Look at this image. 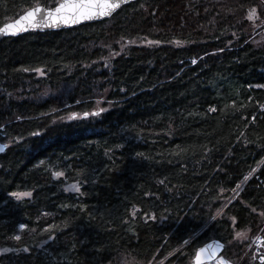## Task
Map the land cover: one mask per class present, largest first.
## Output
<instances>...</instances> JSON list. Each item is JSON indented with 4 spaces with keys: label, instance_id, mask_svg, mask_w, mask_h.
Segmentation results:
<instances>
[{
    "label": "trees",
    "instance_id": "1",
    "mask_svg": "<svg viewBox=\"0 0 264 264\" xmlns=\"http://www.w3.org/2000/svg\"><path fill=\"white\" fill-rule=\"evenodd\" d=\"M56 2L0 0V27ZM256 23L264 0H136L0 36V264H190L214 239L228 261L264 264Z\"/></svg>",
    "mask_w": 264,
    "mask_h": 264
},
{
    "label": "snow or ice",
    "instance_id": "2",
    "mask_svg": "<svg viewBox=\"0 0 264 264\" xmlns=\"http://www.w3.org/2000/svg\"><path fill=\"white\" fill-rule=\"evenodd\" d=\"M125 2L126 0H57L55 7L37 6L27 11L15 21V24H6L0 27V33H4L7 30L10 34L14 35L21 30L23 22H26L27 26L33 28L39 26L55 27L59 23H79L82 20H88L98 16H108ZM255 11L254 8L250 10L249 19H252ZM37 14H39V18ZM193 63H195V61H193ZM25 71H27V69H25ZM36 71L39 72L40 70L36 69ZM260 87H264V85ZM102 111H104V109H99L91 113V115H99ZM75 115V113L72 114V116ZM88 115V112L83 113L84 117H88ZM5 147H7V145H0V151H3ZM52 175L54 177H60L63 176V173L57 171L53 172ZM72 187L75 188L77 192L80 190L79 186L76 184H73ZM237 187H239V185H237ZM233 191H235V189H233ZM12 195L19 199L21 197L30 196L31 193H12ZM253 211H255V209H253ZM19 227L23 229L25 225L21 224ZM241 235L243 234L237 233V236ZM15 239L19 240L20 237L16 236ZM27 250V248L24 249V251ZM204 251V249H200L196 252L195 259L197 264H201V257ZM259 259L264 262V255H260ZM221 264H225V262L222 260Z\"/></svg>",
    "mask_w": 264,
    "mask_h": 264
},
{
    "label": "water",
    "instance_id": "3",
    "mask_svg": "<svg viewBox=\"0 0 264 264\" xmlns=\"http://www.w3.org/2000/svg\"><path fill=\"white\" fill-rule=\"evenodd\" d=\"M136 0H126L125 3L121 4V6L117 9H115L111 15L108 16H98V17H94L92 19H88V20H82L79 23H68V24H64V23H59L57 26L52 27V26H39V27H29L27 26L26 22H23L22 24V28L20 31L16 32V34H10L7 30L4 33H0L1 37H16V36H20V35H24L27 33H32V32H48V31H58V30H63V29H70V28H76L79 27L81 25H85V24H91V23H95V22H100L103 21L105 19H108L109 17H111L115 12H117L122 6H124L125 4H129V3H133ZM43 7V6H41ZM35 8V7H34ZM33 9V8H32ZM30 9V10H32ZM28 10V11H30ZM26 13V12H25ZM24 13V14H25ZM22 14V15H24ZM21 15V16H22ZM38 18H39V14ZM20 16L17 18L19 19ZM16 19V20H17ZM11 21L8 22L6 24H15V21ZM5 24V25H6ZM4 26V25H3ZM0 145H4L1 144ZM6 150V147L4 148L3 151H0V155ZM224 244L222 242H220L219 240H211L209 242H207L206 244H204L203 246L199 247L194 254V257L192 258L190 264H197L195 256H196V252L200 249H204L205 251L202 253V257H201V264H209L211 262L216 261L217 259H219L221 257V253L224 250Z\"/></svg>",
    "mask_w": 264,
    "mask_h": 264
},
{
    "label": "rangeland",
    "instance_id": "4",
    "mask_svg": "<svg viewBox=\"0 0 264 264\" xmlns=\"http://www.w3.org/2000/svg\"><path fill=\"white\" fill-rule=\"evenodd\" d=\"M257 11H255L256 13ZM258 14V13H257ZM257 14H253V17L251 19V21H255L256 20V17H257ZM263 28V29H262ZM263 36V37H262ZM258 39V40H255V43H260V42H264V23H259V24H255L254 25V32L252 34V36L250 37V39ZM136 42L135 41H130L129 38H125V39H118L117 40V43L110 46L111 47V51L107 53V57H113V56H116L118 54H120L123 50H125V48H127L128 46H130L131 44H135ZM116 49V50H115ZM2 144V143H1ZM243 243L246 244V247H245V252L249 255L250 253V257H253L254 256V252L252 250V245H253V240L250 239V238H245L243 240ZM195 254V253H194ZM247 255V256H248ZM224 261L225 264H237L235 262H230L228 261L227 259L223 258V257H220L219 259H217L216 261L214 262H211L209 264H221V261ZM191 262V261H190Z\"/></svg>",
    "mask_w": 264,
    "mask_h": 264
},
{
    "label": "bare ground",
    "instance_id": "5",
    "mask_svg": "<svg viewBox=\"0 0 264 264\" xmlns=\"http://www.w3.org/2000/svg\"><path fill=\"white\" fill-rule=\"evenodd\" d=\"M27 12V11H26Z\"/></svg>",
    "mask_w": 264,
    "mask_h": 264
}]
</instances>
